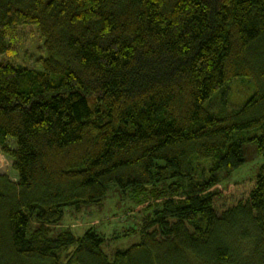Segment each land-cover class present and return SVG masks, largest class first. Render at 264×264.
Returning a JSON list of instances; mask_svg holds the SVG:
<instances>
[{
  "label": "trees",
  "instance_id": "1",
  "mask_svg": "<svg viewBox=\"0 0 264 264\" xmlns=\"http://www.w3.org/2000/svg\"><path fill=\"white\" fill-rule=\"evenodd\" d=\"M27 27L31 67L5 60ZM244 78L253 96L210 113ZM251 140L259 175L206 194ZM0 152L17 177L0 175V264H264V0H0ZM113 188L140 241L110 258L65 217Z\"/></svg>",
  "mask_w": 264,
  "mask_h": 264
},
{
  "label": "rangeland",
  "instance_id": "2",
  "mask_svg": "<svg viewBox=\"0 0 264 264\" xmlns=\"http://www.w3.org/2000/svg\"><path fill=\"white\" fill-rule=\"evenodd\" d=\"M13 35V41L10 43L11 50L6 56V61L15 59L17 64L25 67H31L39 55H44L39 48L42 47V40L39 34L33 27L25 29H13L10 33ZM255 87L249 79H236L229 85V91H225L226 96H219L215 102H209L206 107L209 108L213 115H221L222 113H230L239 110L254 94ZM263 133L262 129H252L239 133L238 137L243 139L259 137ZM11 144V143H10ZM244 164L241 169L236 172L226 175L223 171H219L218 181L211 186L206 194L217 193L219 191L229 190L234 184L241 183L245 180H251L257 177L260 173L263 159L257 152V141H244L242 144ZM211 160L203 159L195 163V174L198 178H207L210 173ZM0 175H7L12 181H16L17 177L12 170V161L0 152ZM186 179H184L183 193L187 190ZM176 183V181H173ZM131 205L127 199L113 188L110 190L108 196L102 204L87 208L84 213L70 217V214L65 217V221H72L68 227L74 229L77 233L95 227L106 235L105 245L103 251L110 258L116 251H124L131 246L139 243V233H133L127 237H121L120 231L125 227H137L139 221L136 218L129 219L130 214L128 209ZM133 209L137 210L139 207L135 205ZM134 215L137 216L136 213ZM78 218V219H77ZM65 226V224H64ZM119 233L120 238L117 237Z\"/></svg>",
  "mask_w": 264,
  "mask_h": 264
}]
</instances>
